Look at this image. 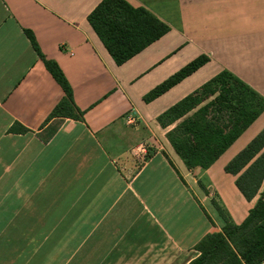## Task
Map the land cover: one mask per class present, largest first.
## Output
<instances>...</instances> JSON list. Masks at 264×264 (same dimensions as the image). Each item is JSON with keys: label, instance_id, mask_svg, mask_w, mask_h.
I'll list each match as a JSON object with an SVG mask.
<instances>
[{"label": "crops", "instance_id": "crops-1", "mask_svg": "<svg viewBox=\"0 0 264 264\" xmlns=\"http://www.w3.org/2000/svg\"><path fill=\"white\" fill-rule=\"evenodd\" d=\"M102 1L0 0V264H190L222 232L216 206L241 225L257 203L224 170L264 115L207 171L186 168L174 126L157 120L224 70L264 97V0H127L170 32L121 67L88 23ZM26 31L83 122L46 123L65 95ZM202 55L210 63L144 103Z\"/></svg>", "mask_w": 264, "mask_h": 264}, {"label": "trees", "instance_id": "trees-1", "mask_svg": "<svg viewBox=\"0 0 264 264\" xmlns=\"http://www.w3.org/2000/svg\"><path fill=\"white\" fill-rule=\"evenodd\" d=\"M88 23L114 61L121 67L160 41L170 28L127 0H103L89 15ZM34 50L47 71L64 92V98L46 123L54 119L84 121L74 100L73 89L59 65L41 52L34 34L26 31ZM210 63L200 56L148 93L143 101L151 104ZM264 115V97L224 70L195 92L158 117L163 129L172 126L166 137L190 171H207ZM15 131V130H14ZM57 130L52 132V135ZM27 134L20 127L16 130ZM236 178L235 186L255 207L241 225L234 224L217 207L223 221L221 233L206 236L197 246L199 257L190 264L264 263V129L225 167Z\"/></svg>", "mask_w": 264, "mask_h": 264}, {"label": "built area", "instance_id": "built-area-1", "mask_svg": "<svg viewBox=\"0 0 264 264\" xmlns=\"http://www.w3.org/2000/svg\"><path fill=\"white\" fill-rule=\"evenodd\" d=\"M135 154L137 155V153L135 152ZM264 264V263H263Z\"/></svg>", "mask_w": 264, "mask_h": 264}]
</instances>
